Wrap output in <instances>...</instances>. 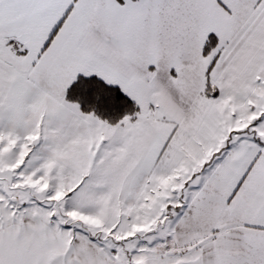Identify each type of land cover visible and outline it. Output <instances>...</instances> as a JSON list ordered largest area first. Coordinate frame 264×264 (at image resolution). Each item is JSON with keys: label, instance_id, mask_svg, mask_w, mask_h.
<instances>
[{"label": "snow or ice", "instance_id": "6c2138e0", "mask_svg": "<svg viewBox=\"0 0 264 264\" xmlns=\"http://www.w3.org/2000/svg\"><path fill=\"white\" fill-rule=\"evenodd\" d=\"M0 264H264V0H0Z\"/></svg>", "mask_w": 264, "mask_h": 264}]
</instances>
